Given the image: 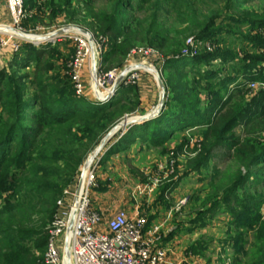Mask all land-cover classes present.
I'll list each match as a JSON object with an SVG mask.
<instances>
[{
  "label": "trees",
  "instance_id": "1",
  "mask_svg": "<svg viewBox=\"0 0 264 264\" xmlns=\"http://www.w3.org/2000/svg\"><path fill=\"white\" fill-rule=\"evenodd\" d=\"M136 1V7L130 0H108L107 6L98 11L86 7L82 24L109 47L104 56L101 54L100 70L122 67L134 50L158 53L163 61L166 101L156 118L131 126L125 133L118 132L116 143L99 162L135 144L162 147L175 133L191 128H204L200 148L207 160L219 147L243 149L239 139L228 133L233 126H241L249 137L263 134L264 109L237 110L231 105V96L216 95L209 108L200 112L197 102L188 100L185 76L181 74L202 63L225 62L221 54L192 57L187 42L208 37L217 15L231 11L232 0H219L213 7L206 3L209 0ZM23 6L28 11L35 8L31 0H25ZM49 7L53 18L63 12L53 6L52 0ZM172 16L184 27L181 31L166 22ZM255 23L258 28L264 26L262 20ZM23 29L27 30L25 25ZM51 51L48 45L24 43L7 65L11 72L0 70V264H42L47 226L56 213V202L76 181L84 161L101 139L123 116L136 112L140 103L137 88L129 85L121 86L103 104L77 98L70 82L60 76L48 85ZM247 60L240 81L243 85L262 81L261 72L251 71L264 58ZM30 69L23 75L16 73ZM28 91L33 93L28 95ZM260 151L264 152L261 149L247 158L253 168ZM249 264H264V239L258 236L252 243Z\"/></svg>",
  "mask_w": 264,
  "mask_h": 264
},
{
  "label": "rangeland",
  "instance_id": "2",
  "mask_svg": "<svg viewBox=\"0 0 264 264\" xmlns=\"http://www.w3.org/2000/svg\"><path fill=\"white\" fill-rule=\"evenodd\" d=\"M107 1L52 0L54 7L63 10L53 18L49 7L51 0H31L35 8L31 11L25 9V19L19 29L28 35L44 36L74 27L92 35L82 24L86 7L90 11L103 10ZM218 1L209 0L206 3L213 7L219 4ZM136 2L130 0L131 6L136 7ZM230 7L229 13L217 15L215 27L208 37L198 39L188 48L192 57L221 54L225 59V62L202 63L193 70L181 73L185 76L190 96L188 100L197 102L200 112L209 108V102L216 95L223 98L231 96V105H236L237 110L264 109V60L251 71L261 72L262 81L246 85L240 81L241 73L247 70L244 68L248 66H245L248 58H264V26L258 28L255 23L257 20L264 22V0H232ZM166 22L173 30L184 28L173 16ZM23 25L27 30L23 29ZM70 37L71 34H68L52 42L32 44L51 47L48 58L52 71L47 78L50 86L56 82L54 79L57 76L69 84L67 66L76 48ZM105 46L101 50L102 56L109 50L108 45ZM135 52L128 55L122 67L108 71L105 67L101 72H119L126 66L131 68L140 63L158 71L163 83L162 58L156 55L141 57ZM13 57L11 54L9 63ZM7 65L4 68L11 72ZM130 68L128 73H131ZM83 69L86 99L92 101L90 70L87 64ZM30 71L16 73L23 75ZM136 74V83L129 86L137 88L144 80L143 91H140L144 100H140L138 95L140 103L137 111L123 116L121 120L147 115L158 101L153 77L142 71ZM225 82H229L228 86H222ZM237 89L239 93L235 92ZM32 93L27 92L28 95ZM228 133L239 139L243 149L216 148L211 160L206 159L200 148L204 128L199 127L175 133L162 147L152 148L147 143L132 145L109 163H100L102 156H98L91 205L107 213L125 208L130 214H140L148 228H158V242L171 264H249L254 237L264 239V233H260L264 228V179H261L264 175V152L260 151L262 153L258 155L254 168L247 158L264 150V133L259 137H249L237 125L229 128ZM76 181L68 191L74 192Z\"/></svg>",
  "mask_w": 264,
  "mask_h": 264
},
{
  "label": "built area",
  "instance_id": "3",
  "mask_svg": "<svg viewBox=\"0 0 264 264\" xmlns=\"http://www.w3.org/2000/svg\"><path fill=\"white\" fill-rule=\"evenodd\" d=\"M4 2L11 26L21 31L19 26L26 15L22 0H4ZM92 38L97 66H99L96 84L99 92L104 94L109 91L119 72H101L99 62L105 40L101 38L96 40L93 35ZM69 39L74 42L76 47L74 55L67 66L69 82L77 98H86L82 79L85 64L88 65L90 70L88 39L78 34H71ZM192 43H194L192 40L187 42L188 45ZM21 45L22 41L12 35L0 34V54L7 51L14 55L19 52ZM134 52L136 55L140 54L141 57L156 55L161 59L158 53L150 49L134 50ZM138 72L141 71L131 69V73L126 75L121 86L135 84L136 73ZM250 86L253 87V84H250ZM96 165L93 164L85 175L78 206L75 209L68 241L70 263L166 264V251L158 242V228H148L146 220L140 214L137 212L130 214L123 209L107 213L93 208L91 205V190L94 185ZM74 194L75 190L74 192L65 190L62 197L56 202V213L47 228L45 249L41 256L42 264H65L62 251Z\"/></svg>",
  "mask_w": 264,
  "mask_h": 264
},
{
  "label": "water",
  "instance_id": "4",
  "mask_svg": "<svg viewBox=\"0 0 264 264\" xmlns=\"http://www.w3.org/2000/svg\"><path fill=\"white\" fill-rule=\"evenodd\" d=\"M0 34L12 35L13 37L17 38L18 40L24 43H30L34 45L44 43V42H52L68 34H78V35L86 37L88 39V45L90 48V74H91V88H92V97H93L92 102H95V103L103 104V103L110 101L115 95V93L117 92V90L120 88L123 79L126 77V74L128 73V68H130L126 66L121 71H119L114 82H112L111 88L109 89V91L104 94H101L96 84L97 72H98L99 66H97V60H96L95 52L93 48L94 47L93 38L89 32L78 29V28H74V27H68V28L57 30L48 35L33 36V35H28L16 28H13L12 26H0ZM130 69L146 72L153 77L156 83L157 91H158V101H157L156 106L147 115H144L141 117L122 119L117 125H115L113 128L110 129V131L101 139L99 144L94 148V150L88 155V157L84 161L83 166L80 170L79 177H78L74 199L72 203V211L69 216V219L67 222V228L65 232V243H64V247L62 251V257L64 259L65 264H71L68 241H69V236H70V232L72 229L75 209L78 206L79 196L82 191V186L84 183V178H85L86 173L90 170L92 165L96 163V161L98 160V156L101 155V152L103 151L104 148H106L107 143L115 134H117L118 132H124L127 128L131 126L140 125V124H143L145 122H148L156 118L163 109L164 100H165V89H164L162 80L160 79V75L158 71L148 66H145L144 64H140V63L133 65Z\"/></svg>",
  "mask_w": 264,
  "mask_h": 264
},
{
  "label": "crops",
  "instance_id": "5",
  "mask_svg": "<svg viewBox=\"0 0 264 264\" xmlns=\"http://www.w3.org/2000/svg\"><path fill=\"white\" fill-rule=\"evenodd\" d=\"M0 26H11V22H10V19H9V16H8V13L6 11V8H5V2L4 0H0ZM10 53L7 52V51H4L0 54V70L4 67H6L7 63H9V57H10ZM142 79V77H141ZM145 80H147L146 78H144ZM143 81L144 80H141L140 84H138V87H137V91H138V95L140 97V100H144L142 99L144 96H142L141 98V94H140V91H143L142 88V84H143ZM118 134H115L110 140L109 142L107 143L106 145V148L103 149V151L101 152V156H103V154L105 152H107L110 147L116 143L117 139H118ZM121 153L120 152H115L113 154H111L108 158V160L106 161V163H109L111 162L112 158L113 157H118ZM119 209H123V210H126L125 208H118ZM128 211V210H126ZM170 259L167 257L166 258V264H171L169 263Z\"/></svg>",
  "mask_w": 264,
  "mask_h": 264
},
{
  "label": "bare ground",
  "instance_id": "6",
  "mask_svg": "<svg viewBox=\"0 0 264 264\" xmlns=\"http://www.w3.org/2000/svg\"><path fill=\"white\" fill-rule=\"evenodd\" d=\"M127 75V74H126ZM125 133V132H124Z\"/></svg>",
  "mask_w": 264,
  "mask_h": 264
}]
</instances>
